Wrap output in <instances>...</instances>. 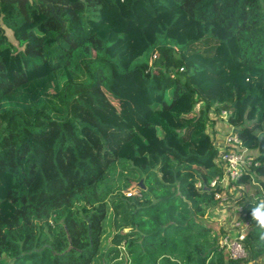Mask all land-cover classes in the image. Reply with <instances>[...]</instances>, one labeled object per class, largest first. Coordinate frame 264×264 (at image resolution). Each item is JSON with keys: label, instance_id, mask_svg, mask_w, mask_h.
<instances>
[{"label": "trees", "instance_id": "trees-1", "mask_svg": "<svg viewBox=\"0 0 264 264\" xmlns=\"http://www.w3.org/2000/svg\"><path fill=\"white\" fill-rule=\"evenodd\" d=\"M221 111L257 162L241 260L203 219ZM262 203L264 0H0V264H260Z\"/></svg>", "mask_w": 264, "mask_h": 264}, {"label": "built area", "instance_id": "built-area-1", "mask_svg": "<svg viewBox=\"0 0 264 264\" xmlns=\"http://www.w3.org/2000/svg\"><path fill=\"white\" fill-rule=\"evenodd\" d=\"M219 117L226 120V112L221 111ZM210 137L216 149L214 157L216 170L211 175L208 187L213 190L216 200L213 215L222 219V222H218L216 226L217 244L229 258L241 260L246 257L243 238L252 222L245 218L243 206L237 201L242 195L241 191L244 186L237 181L243 174L249 173V169L257 165V162L252 155L248 154V149L242 145L238 134L233 131L232 127L228 126L220 139L211 134ZM195 185L200 186V181H197ZM258 189L263 190L260 186ZM132 194H136V190L130 189L126 192L127 196Z\"/></svg>", "mask_w": 264, "mask_h": 264}, {"label": "rangeland", "instance_id": "rangeland-1", "mask_svg": "<svg viewBox=\"0 0 264 264\" xmlns=\"http://www.w3.org/2000/svg\"><path fill=\"white\" fill-rule=\"evenodd\" d=\"M5 36L11 44L16 46L17 48H20L11 36L9 30H6ZM224 119L225 118L219 116L215 117L212 113L209 114V122L208 125H206V130L209 131L211 135H215L217 139H220L222 133H224L228 128L227 123ZM57 139L58 131L55 130L51 136L44 137L40 140L39 144L37 145V151L41 162L44 181L50 185H54L55 187L61 188L66 185L67 179L64 176V173L61 170L59 163L57 162L55 150L53 148V144L57 141ZM203 219L207 222L208 225H211L215 228L218 225V222H222L221 218H217V216L214 215L210 216L208 212L204 215ZM216 234L218 233L216 232ZM108 240L109 237L105 240L106 245L108 244ZM256 261L260 264H264L263 257L259 259L257 258ZM93 264H103V261L101 258H97L93 262Z\"/></svg>", "mask_w": 264, "mask_h": 264}, {"label": "clouds", "instance_id": "clouds-1", "mask_svg": "<svg viewBox=\"0 0 264 264\" xmlns=\"http://www.w3.org/2000/svg\"><path fill=\"white\" fill-rule=\"evenodd\" d=\"M252 217L261 227H264V203L260 204L252 211Z\"/></svg>", "mask_w": 264, "mask_h": 264}, {"label": "water", "instance_id": "water-1", "mask_svg": "<svg viewBox=\"0 0 264 264\" xmlns=\"http://www.w3.org/2000/svg\"><path fill=\"white\" fill-rule=\"evenodd\" d=\"M141 183V181H139Z\"/></svg>", "mask_w": 264, "mask_h": 264}, {"label": "crops", "instance_id": "crops-1", "mask_svg": "<svg viewBox=\"0 0 264 264\" xmlns=\"http://www.w3.org/2000/svg\"><path fill=\"white\" fill-rule=\"evenodd\" d=\"M212 215H213V213H212Z\"/></svg>", "mask_w": 264, "mask_h": 264}]
</instances>
